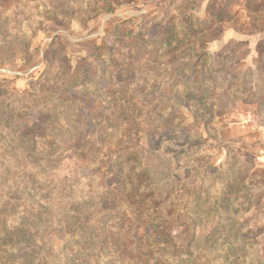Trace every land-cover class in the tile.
<instances>
[{
  "label": "rangeland",
  "instance_id": "obj_1",
  "mask_svg": "<svg viewBox=\"0 0 264 264\" xmlns=\"http://www.w3.org/2000/svg\"><path fill=\"white\" fill-rule=\"evenodd\" d=\"M3 129L118 193L114 143L138 145L167 200L149 231L175 254L150 264H264V0H0Z\"/></svg>",
  "mask_w": 264,
  "mask_h": 264
},
{
  "label": "trees",
  "instance_id": "obj_2",
  "mask_svg": "<svg viewBox=\"0 0 264 264\" xmlns=\"http://www.w3.org/2000/svg\"><path fill=\"white\" fill-rule=\"evenodd\" d=\"M72 103L55 104L53 120L59 123L54 127L61 128L63 123L66 130L73 128L74 115L66 112L73 110ZM66 104L69 108L61 111L59 106ZM13 118L9 116L4 124L9 125ZM3 130L0 264H150L173 259L175 254L167 253L163 241H157L149 231L155 214L164 210L167 200L138 145L124 140L114 143L115 148L120 146L115 159L125 164L118 193L108 187L106 177L96 174L103 169L100 165L87 182L76 171L66 176L49 174L54 169L53 159L64 154V144L50 152L39 145L36 136L23 135L16 129ZM241 250L229 247L225 260L238 257L239 252L240 256L245 252ZM248 254L255 255L244 253L245 261ZM236 259L234 264H247Z\"/></svg>",
  "mask_w": 264,
  "mask_h": 264
}]
</instances>
